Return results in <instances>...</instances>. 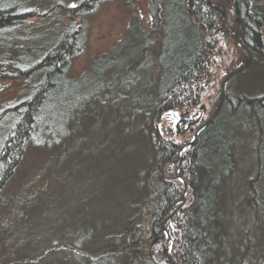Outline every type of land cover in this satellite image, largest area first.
<instances>
[{"label": "trees", "instance_id": "16d2710c", "mask_svg": "<svg viewBox=\"0 0 264 264\" xmlns=\"http://www.w3.org/2000/svg\"><path fill=\"white\" fill-rule=\"evenodd\" d=\"M74 1L0 0V90L3 80L20 82L14 98L0 105V189L29 145L46 147L57 158L60 142L69 137L65 122L79 124L83 113H92L87 104L101 105L111 96L115 105L123 96L126 111L113 112L111 129L103 127V115L99 128L74 130L105 144L82 161L94 164L90 182L97 187L89 186L88 196L96 193L95 209L107 213L90 217L84 203L65 225L60 213L46 214L44 243L24 257L7 260L0 253V264H114L116 257L115 264L218 263L225 257L220 205L228 201V177L240 170L238 133L243 126L254 129L264 115V0H149L152 27L139 24L130 30L129 45L97 56L82 77L59 82L69 57L83 50L75 20L92 8ZM245 49L251 61L225 82L223 105L203 126L217 107L224 78L246 64ZM90 75L88 87L79 86ZM66 82L78 90L59 107L53 98ZM169 109L178 112L176 122L163 115ZM263 163L254 176L244 171L249 205L252 197L259 201L255 181L264 183ZM257 205L260 233L256 239L239 235L238 250L264 264V204Z\"/></svg>", "mask_w": 264, "mask_h": 264}, {"label": "rangeland", "instance_id": "374dc122", "mask_svg": "<svg viewBox=\"0 0 264 264\" xmlns=\"http://www.w3.org/2000/svg\"><path fill=\"white\" fill-rule=\"evenodd\" d=\"M68 1L75 2L74 0ZM149 4V0H99L98 2L84 0V6L86 8L92 6V8L82 15L83 20L78 17L75 20L76 26L81 28L80 33H83V41L81 39L83 50L69 57L68 65L59 82L82 77L91 67L95 58L114 50L118 45L122 46L123 43L124 46L129 45L132 40V38H127L132 34L130 30H134V27H140L139 24H147V28L152 27L153 19L149 14ZM134 22H136V26H134ZM172 25V22L168 25L169 35H171L170 27ZM223 28L229 31L225 23ZM158 33L157 30L155 35L157 36ZM220 38L230 44L228 35L221 32ZM121 40H123L122 43H120ZM236 42L239 43L240 41L237 40ZM146 61L147 59L144 60V64ZM94 73H97V71ZM118 77L119 75L115 78ZM82 80L83 82H80L79 86L86 88L89 82L94 80V76L90 75L88 79L83 78ZM19 83V80H3L1 84L3 88L0 90V105L6 104L14 98ZM209 83H206V88L209 87ZM77 86L73 87L71 83L68 84L67 82L62 84L60 88H57L55 92L57 96H54L53 101L59 107L66 105L67 102L72 101V96L77 93ZM110 90L106 91V95L107 93L111 95ZM107 100L108 102L101 105L87 104L89 107L92 106V113L89 116L83 113L78 119L79 124L64 123L63 128H69V137L60 142L62 147L56 150L60 151L57 158L50 155L53 152L46 150V147L29 145L14 169V173L0 189V253L5 259H15L17 256L24 257L29 248L35 246L36 243L39 241L44 243L43 240L46 239L45 235L48 233L46 224L49 217L47 215L60 213L62 225H65L70 216H72V219L81 214V204L84 203H86V207H91L87 214L90 217H94L97 213H107L106 210L95 209V204L98 202L96 193L92 192L88 196L89 186L91 191L97 187L95 181L90 182V177L94 172V164L87 167L83 166L82 161L90 153L97 154L99 148L104 149L105 144L99 146L95 144V140L86 137L85 134L79 136L80 134L77 135V132H74V130L77 131L76 125L84 128L90 124L93 125L94 129L99 128L103 122V115L108 116L103 127L111 129L112 123H114L113 120L116 118L113 112L120 109V116L124 115L126 109L123 107L127 101L123 96H118L115 105L111 102L113 97L109 96ZM86 112H88V109ZM167 116L169 117V115ZM78 120H75V122ZM238 134L240 135L237 141L238 150L240 151L238 154L240 157V170L228 177V194L226 196L228 201H225L227 202L226 205L222 207L220 205V227L225 235L220 250L225 253V257L220 259V256H218L217 260L220 259L222 264H226L228 259L233 263L235 258H242L243 264L248 261L250 255H244L241 249L238 250L237 240L239 235L245 233L250 237L254 236V239L258 237L260 233V215L257 212V204H264V183L263 181H255L259 201L256 202V200H253L256 197H252L249 205L247 200L251 196L246 197V194L252 190L245 183L246 177L244 176L245 170L247 176H254L255 168L264 158V115L261 116L259 124L256 122L254 129L250 130L243 126L242 131ZM260 167H262L261 178L264 177V163ZM248 169L250 170L248 171ZM176 178L180 177L177 176ZM185 194L186 186L183 189L180 203L184 201ZM87 196L88 199L85 201ZM223 199L224 194L221 193L220 200ZM55 200L56 203H53ZM68 201L69 205H67ZM37 205L39 206L37 207ZM32 210V213L28 212ZM139 245L140 249L149 250V246L144 248L140 242ZM251 247L255 248L254 244ZM247 250L245 249V251ZM120 260L121 262L124 261L123 258H120ZM133 261L137 262V260ZM219 261L215 264H220ZM255 261H257L256 256H252L248 264H254ZM116 262H119V257H116L114 264ZM18 263L23 264L22 259H19ZM79 264L82 263L79 261Z\"/></svg>", "mask_w": 264, "mask_h": 264}, {"label": "water", "instance_id": "95a60500", "mask_svg": "<svg viewBox=\"0 0 264 264\" xmlns=\"http://www.w3.org/2000/svg\"><path fill=\"white\" fill-rule=\"evenodd\" d=\"M245 50H246V52H247V54H248V60H247L246 64H245L244 66L239 67V68L235 69L234 71L230 72V73L224 78V80H223L222 83H221L220 96H219V102H218V104H217V107H216L215 111L212 113V115L210 116V118H208V119L206 120V122H204L203 126L207 125L211 120H213V119L216 117V115L218 114L220 108L222 107V105H223V101H224L225 82H227L228 79H229L233 74L239 72L240 70H242L244 67H246V66L249 64L250 59H251V54H250V52L248 51V49H245ZM163 114H168V115H169V119H170L171 121H173V122H176V120H177V118H178V116H179V115H178V112H177V111H174V110H172V109H169V110L165 111ZM197 133H198V131H196V132L194 133L192 141L196 138ZM164 230H165V229H164Z\"/></svg>", "mask_w": 264, "mask_h": 264}, {"label": "snow or ice", "instance_id": "6c2138e0", "mask_svg": "<svg viewBox=\"0 0 264 264\" xmlns=\"http://www.w3.org/2000/svg\"><path fill=\"white\" fill-rule=\"evenodd\" d=\"M73 7H74V5H73Z\"/></svg>", "mask_w": 264, "mask_h": 264}]
</instances>
